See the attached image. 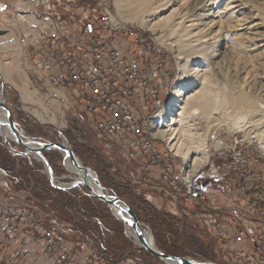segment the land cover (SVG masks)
<instances>
[{
	"label": "built area",
	"instance_id": "1",
	"mask_svg": "<svg viewBox=\"0 0 264 264\" xmlns=\"http://www.w3.org/2000/svg\"><path fill=\"white\" fill-rule=\"evenodd\" d=\"M4 32L19 39L20 54L0 49V61H15L16 78L38 99L19 92V110L50 133L28 136L14 115L30 147L53 141L71 147L69 139L84 145L93 136L116 182L157 208L161 201L182 225L207 230L219 247L218 263L264 264V124L258 118L240 131L214 133L208 162L193 172L158 134L178 60L154 30L120 17L110 0H0ZM57 132L60 139L52 137ZM0 136L13 156L36 159L38 153L16 141L7 115L4 121L0 114ZM20 181L0 165V264H135L130 256L110 257L91 235L72 236L47 220Z\"/></svg>",
	"mask_w": 264,
	"mask_h": 264
},
{
	"label": "bare ground",
	"instance_id": "2",
	"mask_svg": "<svg viewBox=\"0 0 264 264\" xmlns=\"http://www.w3.org/2000/svg\"><path fill=\"white\" fill-rule=\"evenodd\" d=\"M115 4L120 17L127 20V11H131L140 24L154 27L161 43L176 53L178 72L171 99L160 114L158 134L167 140L191 171H197L208 162L209 136L221 126L232 133L242 130L246 120L258 118L259 123L264 124V77L258 82L262 92L243 87L233 80L238 63L245 64L253 59L258 69L264 70V0H130V3L115 0ZM156 25L161 27L158 29ZM8 37L16 38L0 33V49H16L15 54L19 56V40L5 42ZM18 66L12 64V68L0 61L4 81L15 84L23 99L37 102L34 91L16 83L13 75ZM0 100H4L1 91ZM0 114L5 121L6 111L0 108ZM37 116L41 118L42 114L37 113ZM60 151L65 166L76 176L74 181L58 186L81 185L84 172L74 165L64 150ZM35 158L43 160L52 172L43 155L38 154ZM93 175L99 178L94 170ZM94 176H89L88 182L97 188ZM56 179L53 177L55 184ZM110 208L116 216L118 209ZM144 229L148 241L157 246L152 233L146 227ZM128 233L142 246L132 227ZM164 262L182 264L178 260Z\"/></svg>",
	"mask_w": 264,
	"mask_h": 264
},
{
	"label": "rangeland",
	"instance_id": "3",
	"mask_svg": "<svg viewBox=\"0 0 264 264\" xmlns=\"http://www.w3.org/2000/svg\"><path fill=\"white\" fill-rule=\"evenodd\" d=\"M110 1L117 10L115 0ZM127 1L130 3V0ZM125 4L126 2L123 6ZM80 5L77 2L73 3V7L76 8L77 6L81 7ZM126 8L128 10V7ZM127 12L126 16L129 22L155 31L152 26L145 27L140 24L138 19H135V16L131 14V11ZM160 27V25H156V28L159 29ZM16 39L18 38L11 39V37H8L6 41L12 42ZM166 47L171 49L168 46ZM171 51L176 55L173 49ZM3 56L5 57V55ZM1 62L8 64L9 67H12V64L18 65L13 63V61L6 62L2 60ZM248 62L236 65L237 71L233 80L240 83L243 87L262 92L263 89L259 88L258 82L263 79L264 70L262 68L258 69V64L255 60L251 59ZM56 69V71L60 72L58 68ZM16 70L13 75L14 79L17 84L23 86L16 78V75L20 72V67H16ZM5 83L4 78L0 75V91L4 100L6 99L7 102L13 104L12 110L15 118L20 122L26 135L32 137L50 136L45 126L36 123L33 116L19 110L22 100L17 86L13 83L12 85ZM24 85H27V83L24 82ZM219 129H225V126H221ZM52 137L60 139L61 133L57 132L56 136ZM69 142L83 164L96 172L109 193L121 196L129 202L144 227L154 236L156 245L160 250L166 252L172 247L171 251L176 252L177 254H173L176 256H186L202 261H219L220 250L215 239L198 223H185L182 225L169 213L166 206H162L161 201L156 203L157 208L137 195L132 189L119 185L109 172L107 155L98 146L93 136L84 145L77 144L73 139H69ZM43 155L51 167L52 174L57 177L56 184L51 179V173L43 160L33 159L31 164L27 159L13 156L7 151L6 142L0 136V165L21 180L19 185L21 190L29 193V201L46 215L47 220L55 223L72 236L80 230L91 235L103 250L112 257L130 256L135 260V264H167L140 247L128 233L130 226L122 219L116 217L107 204L91 195L83 185L70 188L58 186L61 183L74 181L75 179L73 178L76 176L65 166L64 157L60 150L44 152Z\"/></svg>",
	"mask_w": 264,
	"mask_h": 264
},
{
	"label": "water",
	"instance_id": "4",
	"mask_svg": "<svg viewBox=\"0 0 264 264\" xmlns=\"http://www.w3.org/2000/svg\"><path fill=\"white\" fill-rule=\"evenodd\" d=\"M0 108L6 111L9 127L13 135L15 136L16 141L23 148L27 150H31L40 155H43L44 151L51 149L52 147H57L60 150H64L69 155V157L72 159L74 165L78 169L84 172V180L81 182V185H83L90 192L91 195L95 196L100 201L107 204L109 207H116L118 209V214L116 216L122 219L123 221H125L127 225H129L136 231L138 235L139 243L142 245L140 247L144 248L147 252L151 253L152 255H154L155 257H157L158 259L162 261L178 260L182 264H220L214 261H202V260L192 259L186 256L171 255V254H168L160 250L157 246H155L150 241H148L145 235L144 224L140 221V218L138 217L136 211L132 208L129 202L121 196L109 193L108 189L104 186L102 181L93 175V170L90 167L83 164L79 160L78 155L76 154V152L74 151L72 147L68 146L66 143L62 141H53L49 143L44 142L39 147H30L27 144V142L23 139V137L20 135L15 119H14L13 110L6 103L5 100H0ZM20 154L25 155V153L22 151L20 152ZM89 176L95 177L94 180H95V184L97 188H95L92 184L88 182Z\"/></svg>",
	"mask_w": 264,
	"mask_h": 264
},
{
	"label": "trees",
	"instance_id": "5",
	"mask_svg": "<svg viewBox=\"0 0 264 264\" xmlns=\"http://www.w3.org/2000/svg\"><path fill=\"white\" fill-rule=\"evenodd\" d=\"M97 242V241H96ZM98 244V246H99V248L101 249V250H103V248L99 245V243H97ZM172 246H173V244H172ZM167 248H170V247H167ZM171 249H172V247L170 248V249H168L166 252H168V253H170V254H177L176 252H172L171 251ZM103 251H105V250H103ZM106 252V251H105ZM107 253V252H106ZM108 254V253H107ZM109 255V254H108ZM110 256V255H109ZM110 257H112V256H110ZM112 258H114V259H116L114 256L112 257Z\"/></svg>",
	"mask_w": 264,
	"mask_h": 264
}]
</instances>
